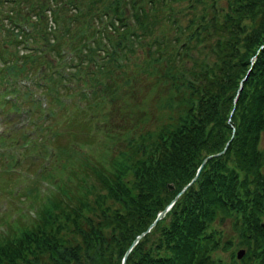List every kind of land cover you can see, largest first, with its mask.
<instances>
[{"label": "trees", "instance_id": "16d2710c", "mask_svg": "<svg viewBox=\"0 0 264 264\" xmlns=\"http://www.w3.org/2000/svg\"><path fill=\"white\" fill-rule=\"evenodd\" d=\"M170 1L175 0H72L69 5L78 2L84 13L72 9L63 16L61 4L57 27L49 25L48 31L40 2L30 12L32 20L24 19L32 25L30 40L40 38L52 50L63 40L61 30L71 36L70 24L99 7L98 12L111 14L104 27L110 29L85 46L79 26L72 40L83 46L78 61H91L104 42L103 57L113 63L109 39L117 44L123 32L129 39L144 38L159 20H169L180 33L169 50L156 36L145 43L156 54L154 60H163L165 77L179 74L183 89L170 102V109L180 104L175 117L169 115L160 127L143 130L137 138L119 135L130 150L117 151L108 164L81 155L83 149L75 145L55 144L53 158L63 155L57 193L44 195L30 223L19 226L14 220L13 230L0 233V264H120L132 238L191 178L131 246L124 264H264V0H185L184 23L174 15L178 8L167 6ZM121 16L128 23L131 18L128 29ZM116 23L119 27L114 28ZM56 28L60 42L52 43ZM31 50L6 60V74L23 72L24 61L27 69L35 65L38 50ZM47 76L43 90L61 80L57 74ZM169 85L170 97L178 84ZM83 94L79 91V97ZM33 103L37 106V100ZM91 138L95 135L87 131L86 140ZM6 159L9 163L10 155ZM34 188H28L33 195ZM62 198L72 205L65 207ZM225 222L227 232L221 227ZM226 247L224 259L216 250ZM238 247L243 251L236 257Z\"/></svg>", "mask_w": 264, "mask_h": 264}, {"label": "rangeland", "instance_id": "374dc122", "mask_svg": "<svg viewBox=\"0 0 264 264\" xmlns=\"http://www.w3.org/2000/svg\"><path fill=\"white\" fill-rule=\"evenodd\" d=\"M71 1L72 0H66V4H62V2L59 3L58 1V3L55 4L56 10L58 11V8L62 4L59 13L62 12L63 16H68L72 12V9H74L73 4L72 6L69 5ZM40 2L42 4L40 9L45 10L44 7L48 6V4L52 5L54 1L0 0V42L2 43L0 47V93L5 91L6 87L14 84L11 83L10 80L8 81L6 78V71L4 70L6 60H10L12 57L21 56V51L26 52L25 49L22 50L21 44L20 42H18V35L15 36V30L10 25L12 24L11 20L16 17L22 16V18L31 21L32 14H30V12H32L31 10L33 8H36V6ZM184 2L185 0H175L167 3V6H170L174 9L178 8L177 14L174 15L182 23L186 21L188 15L187 10L185 9L186 4ZM56 10L54 15L58 13L56 12ZM48 11L49 10H45L46 15H48ZM58 14L55 16V20L50 19V23L58 24ZM49 16L51 17V14H49ZM87 19L90 20L91 17L82 19L84 27H86ZM66 20L67 18L63 19L62 17V23H66ZM78 22L79 21L76 20L75 23L72 22V24H70L72 25V27L69 34L77 35V28L80 30ZM108 29L110 28L106 27V29H102V31L104 30L105 32ZM60 33L63 40L59 44V49L60 51H69V48L71 47L68 44L70 40L67 37L69 36H66L67 32H64L63 34L62 30L60 31ZM83 33L84 32H82V34ZM176 34L180 33L176 31L173 23H171L169 20H159L157 24L151 28L150 31L147 30L145 32L144 35L146 36L144 38L134 36L129 39L128 46L123 49V52L125 51L123 56H117L116 58H114V60L121 59L120 65L116 62H111V60L109 59H105V57H103L105 55L103 51L104 49L98 50L93 55L92 59L94 60V65L89 60L76 62V57L72 59V62H74L72 65H70L69 62L65 63V67L69 69V71L72 72V70L74 69L73 76L76 79H71L79 84L78 86H70V88L68 87L69 89L59 88L58 84H56V86H58V88H56V92L59 94L71 95V99L68 101V98H64L65 102L61 103L58 108L57 102L51 101L50 107H55V110L52 109L54 113H49L47 119L46 116L41 115L40 119L36 123L30 124L34 127L32 129L33 133H31L34 136V144L30 145L28 147V150H32L33 152L27 155L26 150L19 149L21 150L22 154H19L18 162L14 166H21V169H28L26 174V183L28 185L33 184V180H35L37 176L35 163L38 160H43L45 162L44 159L40 158L41 154L38 157L35 153V151H38L36 147L37 143L41 145V143L47 142L53 144L54 148L60 144L66 147L75 145V147H80L81 149H83L80 150L81 155L85 154L92 158L94 157L100 163L108 164L110 163L111 157L115 156L117 151L128 152L130 150V147L127 144L126 140H118V134L122 135L131 132L132 135L135 136L136 133H140L143 130H148L149 132L154 131L156 127H160V125L167 121L169 115L173 116V118L175 117V110L176 108H180V104H176L175 109H169L168 103L170 102V100L173 101V95H171L170 97L168 95L169 92H171V85H169V83L170 81H173L174 84H177L179 74L176 73L175 78L172 79L165 77V75L167 74L162 73L164 68V63L162 62L163 60H154L156 54L151 53V51H147L148 44H146L145 41H151L156 36L157 38H160V44L163 47H168L169 50ZM89 35L86 38L87 40L89 39ZM49 39L55 41L57 37L51 36V38ZM58 39L60 41L59 37ZM58 39L56 41H58ZM140 39H142V41H139ZM33 41L35 44H38L39 47H42L41 44L43 41L40 38H37ZM130 41L131 43L133 41V43L131 44ZM103 44L105 43L103 42ZM73 45L75 44L73 43ZM127 47H129V49H127ZM45 56L47 61L46 64H43L42 66L49 70L50 63H57V54L54 53L53 50H49L46 51ZM42 59V57L37 56L35 62H41L40 60ZM60 59L63 58L60 57ZM100 63L103 64L99 65L103 67V70L97 71V64ZM16 64L17 66L20 65L19 61ZM26 64L28 65V62L24 61L22 64L24 66L23 72L17 73L14 77L25 73L28 74L27 76H31L30 74L34 70V65L27 69ZM60 67L61 66H59L58 68ZM180 69H182V66L178 67V70ZM47 73L48 72L44 71L43 76L48 77ZM9 74L12 75L11 73ZM86 74H90L91 78H84L83 76H85ZM37 79L42 82V79L39 77V75ZM72 80L70 81L73 82ZM48 83L49 82H47V84ZM25 84L28 86L30 91V93L26 95H24ZM80 84H85L96 94H92V96L88 99H84L81 97L80 102L82 103V106L78 107L73 101L75 97L73 94L74 90H77ZM41 86H35L34 84L31 85L28 80H25V82H15L16 96L12 98V100L17 102L21 99L24 100L22 101V103H26V101H30L31 98L29 97V95L31 96V94H36L39 97H42V95L39 94L42 90ZM175 99H179V96H176ZM10 110L16 115L20 114L17 109ZM4 112L5 109L1 108L0 114L3 115ZM2 124H4V126L7 128V122H2ZM102 130L107 131L108 133L105 134ZM37 131L39 132L38 134ZM87 131L91 135H95L94 141L92 140V138L91 140H86ZM15 132L17 131H11V133H13V136H17V133ZM74 141H76V144H74ZM4 142H7V140H4ZM15 152H17V149L15 150ZM70 153L71 151L69 150V154ZM62 156L63 155L61 153L60 157ZM3 157V155H0V166H2L1 160L3 159ZM60 157L57 158L56 162L54 163H51L50 160L45 166V170H50V174H53L55 172L57 173L59 171L58 162ZM2 173L5 174L6 179L9 182H6L2 178H0V216H2V220H4L5 218V222H10L9 220H7V214L12 213V218L20 220L19 226H21L23 225L21 220L24 219L27 222L31 221V218L29 217H31L32 215H29L30 206H28V203L33 201L38 204L41 199L35 196L31 200L29 196L24 193L23 187L25 185L21 187L20 182L16 181V173L14 174L13 172L4 170L3 168L0 171V174ZM53 177L55 178V176ZM70 180L76 181V177H72ZM71 181H68V184L72 187L73 184ZM9 183H11V185H16L17 191H15L14 193L10 192ZM36 184L39 185V188L41 190V198L43 197L44 193L53 194L54 192H56L53 191L54 182L52 180L44 177H39V181ZM24 210H27L29 212H27L26 216L22 214ZM22 215L23 217H21ZM214 224L215 221L212 225ZM4 226L7 229H14V226L7 225L2 222L0 223V230H2ZM221 227L227 232L228 222H225L224 224L221 223ZM228 250L229 249L226 247L223 250L217 249L216 252L220 257L227 259Z\"/></svg>", "mask_w": 264, "mask_h": 264}, {"label": "water", "instance_id": "95a60500", "mask_svg": "<svg viewBox=\"0 0 264 264\" xmlns=\"http://www.w3.org/2000/svg\"><path fill=\"white\" fill-rule=\"evenodd\" d=\"M204 160H205V158L202 159V161H201V163H200L198 169L200 168V166H201V164L204 162ZM198 169H197V170H198ZM193 177H194V176H193ZM192 179H194V178H192ZM180 191H181V190H180ZM180 191H179V192H180ZM179 192H178V193H179ZM178 193H177V194H178ZM177 194H176V195H177ZM165 210H166V207H163L161 210H159V212L157 213V215H156V217H155L154 220H156L157 218H159V217L164 213ZM137 236H139V235H136V237L132 240L131 244L135 242V239L137 238ZM241 251H242L241 249H238L237 252H236V255L239 256L240 253H241Z\"/></svg>", "mask_w": 264, "mask_h": 264}]
</instances>
